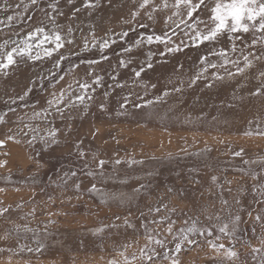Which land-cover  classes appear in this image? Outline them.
Listing matches in <instances>:
<instances>
[{
  "label": "rangeland",
  "instance_id": "374dc122",
  "mask_svg": "<svg viewBox=\"0 0 264 264\" xmlns=\"http://www.w3.org/2000/svg\"><path fill=\"white\" fill-rule=\"evenodd\" d=\"M161 2L156 0V3ZM172 2L169 0L170 4ZM9 3L13 6L20 3L21 12L25 11L24 5L30 6V0H9ZM82 3L83 0H77L76 7H81ZM135 3L136 0H115L109 7L105 0L98 10H82L76 25L83 21L84 29L75 32V43L66 45L51 57L19 65L10 70V78L0 77V115L7 113L5 121L0 123V139L6 141L0 146V161H7L0 167V189H3L0 209H9L0 215V264H109L113 259L123 264L120 253H125L129 259L133 253L139 255L146 241L143 224L151 221L157 223L149 225V232L160 238L168 235L166 229L171 222L173 232L168 235L169 247L174 246L172 237H179L182 229L193 224L197 228L213 227L212 237L198 232L189 234L196 243L184 244L178 254L180 264H228L223 255L214 252L209 245L208 241L216 235L221 237L217 242L225 243L226 247L234 246L239 253L234 264H254L251 248H264V203H261L264 197L253 190L259 182L254 184L250 176L253 171L264 169V135L259 134L264 133V95L251 96L249 91L262 83L258 71L246 70L245 74L229 77L223 68L210 69L202 74L201 80L188 86L189 80L201 71L199 58L209 48L214 52L228 49L227 55L232 59L239 56L230 50L234 42L232 34L221 37L214 44L192 46L181 35V31H186L183 26L172 35L166 19L171 14L169 10L153 13L152 20L138 17L134 23L129 13ZM13 11L14 8L7 14ZM60 11L68 13L69 7L62 3ZM4 15L0 11V19ZM27 15L34 16V21H14L15 27L0 31V38L10 35L13 40H21L30 29L48 23L43 12L33 9ZM208 15L207 9H200L196 20L207 21ZM70 20V16L61 18L60 23L67 25ZM93 22L97 44L106 38L105 30L107 37L116 41L103 53L91 44L87 49L83 47L84 38L92 39L89 25ZM141 24L147 27L141 28ZM129 26L134 30L129 31ZM122 31H129L124 40L113 35V32ZM164 33L173 41L185 40L190 46L165 57L158 55L164 45L155 41L151 45L145 43L139 50L134 49L136 54L131 59L137 63L155 56V70L146 69L144 82L157 85L156 89L149 87L147 95L142 87L134 90L146 99L162 95L163 90H170L173 85L182 88V93H170L169 97L156 102L155 107L143 111L129 106L121 114L116 101L126 94L125 91L112 97V110L108 112H100L95 102H86L89 110L72 112L68 120L55 115L33 117V112L47 107L52 94L58 95L61 88L65 89L66 96H71L73 91L79 92L76 81L88 80L87 73L91 70L88 60H99L101 54L107 55L109 59L101 61L95 71L111 75L117 59L123 58L125 46L140 35ZM241 38L247 44L252 37L242 35ZM61 55L67 59L56 68L54 65ZM222 59H213V62L220 64ZM73 64L79 68L72 69ZM228 67L235 70V66ZM120 71L126 73L122 82L132 87L131 69ZM212 71H219L224 79L216 80L210 75ZM50 73L57 78L53 79ZM61 75L65 76L63 81L59 80ZM36 77L41 79L31 85L33 91L24 101L11 104L15 111L9 112V96L22 94ZM105 79L111 84L108 76ZM209 82L214 86L208 87ZM104 91L111 94L112 89L98 87L96 101L103 98ZM241 96L242 101L236 99ZM65 123L72 125L71 137H68ZM25 125L35 128L36 133ZM49 127H59L64 133L61 147L55 150L45 147L38 138ZM22 128L29 135H23ZM32 135H37V139L30 143ZM8 136L14 139L7 140ZM77 138L83 142V150L90 160L95 157L108 163L109 179L97 184L103 196L84 188L78 192L70 177L67 186L63 182L64 173L76 169V182L90 187V178L85 177L82 163L74 156L69 157L64 147L65 143ZM241 149L244 150L242 157L233 155ZM117 158L122 161L120 165L114 162ZM212 176L217 180L213 181ZM261 177L264 182V173ZM224 200L228 201L227 205L223 204ZM157 208L159 213L155 211ZM236 215L241 219L235 235L226 237L219 233L220 225ZM116 216L120 217L119 221ZM126 219L132 226L124 223ZM161 220L164 223H159ZM100 228L102 232L97 231Z\"/></svg>",
  "mask_w": 264,
  "mask_h": 264
},
{
  "label": "snow or ice",
  "instance_id": "6c2138e0",
  "mask_svg": "<svg viewBox=\"0 0 264 264\" xmlns=\"http://www.w3.org/2000/svg\"><path fill=\"white\" fill-rule=\"evenodd\" d=\"M77 0H30V6L24 5L25 11L21 12V4L16 3L14 6L9 3V0H0V11L5 15L0 19V31L4 29H11L15 27L14 21L16 23H24L25 21H34V16L27 15V12L35 9L38 12H43L44 17L48 21L47 24H39L34 28L27 31L23 35L21 40H13L9 35L6 39H2L0 42V77H9L10 70L17 69L21 64H27L29 61H40L43 58L51 57L54 52H59L66 45H72L75 43V32L84 29V22L81 21L80 25H76V21L79 20L82 10L84 12H90L92 9H99V7L105 2V0H83L81 7H76ZM109 7L113 5L115 0H106ZM69 7V12L65 13L60 11L61 4ZM13 14H7L9 10H13ZM200 9L208 10V20H196V13ZM169 10L170 15L166 17L169 30L172 35H176L178 31H181V26L186 29V31H181V35L186 37L187 41L191 42L192 46L199 47L201 45L214 44L219 41L221 37L227 38L229 34H232L234 42L232 43L231 51L233 53H239L236 59L228 57V49H222L219 52H214L212 48L208 49V52L201 56L199 59L202 62L201 71L195 74L189 80L188 86H191L197 81L201 80L203 73H208L210 69L217 70L223 68L229 77H237L245 74L246 70H250L253 73L258 71V77L262 81L261 85L257 86L254 91H250L251 96H262L264 95V0H229L225 3L224 0H173L170 4L169 0H162L161 3H156V0H136L133 4V10L130 11L129 16L131 20L135 23L138 17L146 16L147 19H153V13L158 11ZM71 17V20L67 25H62L60 23L61 18ZM177 19L179 23H177ZM51 25V27H49ZM175 25V27H172ZM202 25V27H201ZM141 28H146V25H139ZM95 27L94 22L89 25V33L92 37L91 40L84 38L83 47L88 48L89 44L92 47H98L101 53L104 49L110 48L111 44L116 41L112 40L111 37H107L105 30V36L99 44H97L95 39ZM134 29L129 26V31ZM129 31H122L117 34L113 32V35H118L120 40H124L129 36ZM19 35V33H17ZM242 35H249L252 38L249 43H245L241 38ZM158 44H163L164 48L159 50L158 55L160 57H165L168 53H178L183 51L184 48L189 47V43L185 40H179V42L173 41L168 37L167 33L163 35H140L128 46L122 49V57L117 59L116 66L112 69V74L100 73L95 71L96 67H99L100 62L103 60H108L107 55L101 54L100 59L88 60L87 64L91 69L88 73V80L83 82L76 81L78 84L79 92H72L71 96H66L65 89L61 88L59 94L53 93L51 99L47 101V107H42L39 112L34 111L33 117L40 118H50L58 116L62 120L71 119L70 113L78 112L79 110L88 111V105L86 102H95L98 110L100 112H108L112 110V97L120 92H125L126 94L120 97L119 109L121 114H124L128 107L139 108L142 111L148 108H153L156 106V102L162 100V97L167 98L170 93H182V88L175 85L172 86L170 90L165 89L162 95H155L154 99H146L141 97L138 91L134 89L137 87H142L145 95H147L148 88L156 89L157 85L154 83L144 82V75H146V69L155 70L153 68V63L155 56L145 57L143 63H137L132 60L131 57L136 54L134 49H141L145 43L148 45L153 44V42ZM45 45H49L45 47ZM243 45V47H239ZM41 51L43 56H41ZM222 59L220 64L214 63L213 59ZM67 57L61 55L54 65L56 68L61 67V61H64ZM241 63L243 66H241ZM135 64V67H132ZM235 66V70L232 71L228 66ZM72 69H78L79 65L73 64ZM183 66L181 65V68ZM123 69H131V75L134 77L132 79V87H128L122 80L126 79V73L120 71ZM175 73V67L172 69ZM53 79H56V74L50 73ZM211 76L215 77L216 80H223L224 76L219 74V71H212ZM111 80V84L108 80ZM40 77H36V80L30 81V85L23 90L22 94L18 93L15 97L9 96L7 101L8 111L14 112L15 109L11 107V104L16 103L17 100L24 101L25 97L28 96L32 91V84H35ZM65 76H59V80L63 81ZM90 81V82H89ZM171 83V81H169ZM208 87H213V83L209 82ZM98 87L111 88L112 92L109 94L108 91L102 93V99L96 101L95 93ZM68 89L71 90V85H68ZM243 91V90H242ZM91 93V94H90ZM236 99L242 101L243 97H237ZM142 101V102H140ZM51 109L52 111H49ZM7 113L0 115V123L5 121ZM25 128H29L32 133H36L35 128H30L29 125H25ZM65 129L68 131V137H71L72 125L65 123ZM23 135H29V132L21 129ZM264 135V133H259ZM39 140L43 143L45 147L52 150L61 147V139L64 138V133L59 127H49L44 135L38 136ZM13 136H8L7 140H13ZM37 139V135H32L30 143ZM6 143L5 140L0 139V146ZM54 146V147H53ZM64 147L68 150L69 157L74 156L75 160L82 163L84 175L89 179L90 187L84 185L80 182H76V177L78 176V171L76 169H69L64 173V184L67 186L68 178H72L75 189L79 192L84 188L89 193L99 192L103 196L102 190L97 187V184H104V182L109 179L108 177V163L104 159H96L93 157L89 159V154L83 150V142L78 138L75 141H70L64 144ZM243 149L234 152L233 155L236 157H242ZM115 164L120 165L122 161L120 159H115ZM95 163V167L92 165ZM135 163V161H133ZM244 164L250 163L249 161H243ZM254 163V162H253ZM7 164V161H0V167ZM261 173H264V169L261 172L253 171L250 173L251 179L254 184L258 183L254 191H259L260 195L264 197V182H262ZM213 181L217 180L216 176H212ZM3 191V189H0ZM107 199V198H105ZM121 200L124 199L123 196L120 197ZM264 203V200L261 201ZM224 205L228 204L227 200L223 201ZM8 208L0 209V215L7 213ZM159 213L160 209L155 210ZM241 217L236 215L232 217L229 222L222 223L218 229L219 233L224 234L226 237H232L235 235L239 227V221ZM260 220V216L256 217ZM116 220L119 221L120 217L116 216ZM124 223L128 226L129 224L126 219ZM157 221L146 222L143 224L146 233V241L142 248L139 249V255L133 253L131 259L125 253L121 252L120 256L123 257V264H180L178 259V254L182 250L184 244H194L195 240L189 238L190 233H199V235L212 237L214 229L212 226L205 228H197L195 224L188 227L187 229H182L180 236H173L174 246L169 247L168 245V235H171L173 228L171 222L166 229L168 235H164L163 238L155 236L152 232H149V225L155 224ZM159 223H164L163 220ZM104 227H108L105 225ZM98 232H102L103 228L97 229ZM221 237L216 235L213 240H209V245L214 252L217 254H222L226 259L228 264H234V262L239 259V253L235 250L234 246L226 247L225 243L217 242L220 241ZM264 244V241H262ZM155 245V246H153ZM32 249H29L31 251ZM40 248L37 247L36 251ZM251 258L254 264H264V248L252 247L251 248ZM109 264H121L118 259H113Z\"/></svg>",
  "mask_w": 264,
  "mask_h": 264
},
{
  "label": "water",
  "instance_id": "95a60500",
  "mask_svg": "<svg viewBox=\"0 0 264 264\" xmlns=\"http://www.w3.org/2000/svg\"><path fill=\"white\" fill-rule=\"evenodd\" d=\"M4 145H5V144H4ZM4 145H3V146H4ZM1 147H2V146H1Z\"/></svg>",
  "mask_w": 264,
  "mask_h": 264
}]
</instances>
